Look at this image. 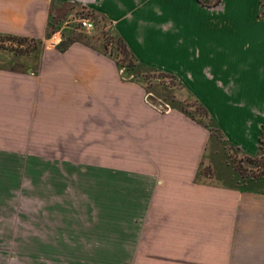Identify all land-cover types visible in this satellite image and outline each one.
I'll return each mask as SVG.
<instances>
[{
	"label": "crops",
	"instance_id": "1",
	"mask_svg": "<svg viewBox=\"0 0 264 264\" xmlns=\"http://www.w3.org/2000/svg\"><path fill=\"white\" fill-rule=\"evenodd\" d=\"M263 1L0 0V34L44 41L36 73L0 70V162L34 163L14 184L51 199L44 220L32 215L30 232L14 233L46 250L23 251L30 260L18 264H264V194L196 182L208 129L151 104L100 46L62 53L61 30L45 39L54 2L103 15L138 63L175 76L225 140L254 155L264 59L246 61L216 33L259 30L260 39Z\"/></svg>",
	"mask_w": 264,
	"mask_h": 264
},
{
	"label": "rangeland",
	"instance_id": "2",
	"mask_svg": "<svg viewBox=\"0 0 264 264\" xmlns=\"http://www.w3.org/2000/svg\"><path fill=\"white\" fill-rule=\"evenodd\" d=\"M215 1L216 0L205 1V4L212 6L211 4H214ZM245 4L247 5V10H250L248 4ZM81 19H90L92 20V22L97 24L93 17L89 16L88 13L81 11L72 12L70 16H65L64 20L62 21L63 23H66L64 24L66 27L75 29L77 34L82 36L84 40L91 42L92 45L94 44V47L100 46L103 53H105V55L109 56L116 62L117 66L122 72V75H124L128 71L127 65L129 64V61H131V63H134L135 65H138L136 64L132 56H124L119 38L113 33L110 24L107 25L106 30L99 29L102 25H100V27L96 25V28L93 32L87 33L79 28V21ZM263 19L264 1L262 2L258 14L253 17V20L260 21ZM258 31L259 30H247L248 33L237 34L236 32H233L231 30H224V32L216 33V38L225 42V44L229 43L230 45H232V53L238 49L239 52L246 57V61H248V59H264V35L260 39H258L259 35L256 34L258 33ZM67 36H69V33H67ZM100 39H102L101 42L98 41ZM34 47L35 44L32 41L19 42L16 40H9L7 38L0 37V70L15 73H26L28 72V70H30L36 73V69L40 60V56L44 49V45H42L41 50L33 49ZM260 67L261 76L264 77L263 62ZM134 70L136 73L143 69L136 68ZM145 77V74H140L137 78V81L141 85L149 89L151 92H153L154 95H157V93H161V95H164H159L161 99L157 100L159 104L165 106V103L161 101H165L169 104L175 102L177 106H182L189 114H192L200 121H209L204 116V112L201 110V107L198 106L200 102L195 97H193V99L190 92L179 81L176 82L171 78L156 77L145 79ZM247 80H249L251 84H254L256 82L253 76H248ZM169 91L175 92L176 98L174 101L170 97L168 93ZM153 98L156 99V96H154ZM202 106L206 109L204 105ZM207 112L211 117L210 112L208 110ZM216 139L217 140H215V143L213 145H210L209 151L204 156L203 165L201 166L203 171L201 182L215 186H255V180L249 181L248 179L240 177L234 169L232 161L243 160V152H238L228 143H220L219 137H217ZM21 164L22 166H20ZM32 166H34V163L30 162H0V187H4L0 188V208H2L1 210H3V219H5L0 222V254L4 255L0 256V264H18V262L21 261H29L30 259L28 258V260H26V258L23 259L22 257L17 256L26 250H46V242L40 243L37 241H33L30 237L26 241H18L16 239L17 236L14 235L15 232H30L29 226L32 215L35 216V218L38 220H44V218H46V208L44 209L43 207L47 206V202L51 200L45 193L26 192V189H37L35 187L31 188L32 183L30 182L25 183L23 186H17V184L15 186L14 180L16 181V177L14 174L22 172V169L24 168V176H30L31 173H29L28 171H31L30 169H34ZM251 166L252 165L244 164V172L247 174L257 175L260 171L264 170L262 168L260 170L256 168L252 169ZM25 167L28 168L27 174L25 173ZM25 180L27 181L29 179ZM40 188H45V184L40 185ZM33 203L34 206L32 205ZM36 206L41 207V209L39 207L38 209H31ZM4 207H6V209H4ZM14 208H18L19 211H22L23 217L18 216L19 214L17 215V213H14ZM18 221L22 222V226L19 225L20 223ZM2 222H4L5 224ZM22 227H24L25 230L22 229ZM14 238L16 240H14ZM74 260L75 262H77L79 259L76 258ZM92 260L94 261V259L87 258V261ZM99 260L100 259H97V261ZM102 264H115V259L103 258Z\"/></svg>",
	"mask_w": 264,
	"mask_h": 264
},
{
	"label": "trees",
	"instance_id": "3",
	"mask_svg": "<svg viewBox=\"0 0 264 264\" xmlns=\"http://www.w3.org/2000/svg\"><path fill=\"white\" fill-rule=\"evenodd\" d=\"M197 1L202 5H206L208 7H211L210 5L205 4V1H210V0H197ZM217 4H219V0H216L214 2V4H211V5L215 6ZM74 11H81V12L88 13L89 16L93 17V19L96 21V23L99 27H100V25H102L99 28L101 30H106L107 25L110 24L109 20L106 17H104L103 15H101L97 12L87 10L86 8H83V7L74 5V4H61L58 2H54L52 4L51 10H50V18H49L48 25H47L45 39H47V40L50 39L55 33L59 32L61 30L60 32L62 34V41L57 45L56 48L58 51H60L62 53L66 52L75 43H82L86 46L94 48L92 43L84 40V38L82 36L77 34L75 29H72L71 27L68 29H64L65 31L63 29H60L62 19L64 20L65 16L71 15V13ZM69 29H72V30L70 31ZM66 30H69V31H66ZM67 33H69V36H67ZM0 37L1 38H7L9 40H16L19 42L32 41L35 44V47L33 49H37V50L38 49L41 50L42 45H43V41L38 40V39H31V38H27V37H18V36H13V35H6V34H0ZM100 40H102V39H100ZM119 41L121 43L120 45H121V49H122L124 56L125 57H127L128 55L132 56L134 61L136 62V64H138V65H135L134 63H131V61H129L127 68H128V72L130 73V76L128 78H130L132 76L133 77L132 80L135 82H138L137 81L138 76L140 74L141 75L145 74L146 75L145 79L157 77V78H171V79H174L176 82L178 81V79L173 75H170V74L158 71L156 69H152V68L143 66L140 63H138V61L136 60L134 55L131 53V51L128 49L126 44L123 42V40L119 38ZM136 68H141L143 70L135 73L134 69H136ZM155 75H158V76H155ZM141 86L145 89V91L148 95V100L151 104H154V105L156 104L157 105V106L155 105L156 107L163 106L157 102V100H161L160 96H162L163 94L161 95V93L160 94L157 93V95H154V93L151 92L149 89H147L145 86H143V85H141ZM168 93H169L170 97L172 98V100L174 101L176 98L175 92L169 91ZM153 95L156 96V99L153 98L154 97ZM191 96H192V94H191ZM192 98H193V96H192ZM166 99H168V98H166ZM161 102H164L165 105H167L169 108L176 109V110L182 112L186 116H188L191 119H193L194 121H196L198 124L202 125L206 129H208V131L210 132V141H209L208 147L206 149V153L209 151L210 145H213L215 143V140H217L216 139L217 137L220 138V140H219L220 143L221 142L222 143L225 142L226 144L228 143L230 146H232L238 152H243L242 150L233 146L232 144H230L228 141L225 140V138H224L221 130L217 126L216 122L214 121V119L212 117L209 116L207 110L202 105L199 104L198 106L201 107V110L204 112V116L209 120L207 122L206 121H200L199 119L194 117L192 114H189L185 110V108H183L182 106H177V104H175V102H172V104H169L165 101H161ZM243 154H244L243 160H241V161H234L233 160L232 161L234 169L236 170V172L238 173V175L240 177H242L244 179H248L249 181L255 180L256 185L253 187H244L241 185H238V186L235 185V186H230V187H235V188H238L241 190H250V191H254V192L264 194V170L260 171L259 174L254 175V174L245 173L244 167H243L244 164H248V165H252L251 166L252 169H255V168L258 170H260L261 168L264 169V126L262 127L261 135L259 138L258 152L254 155L247 154L245 152H243ZM202 165H203V162H202ZM202 172L203 171H202V167H201L200 171L196 177V182H198V183H202L201 182ZM246 172H247V170H246ZM237 179H238V177H237ZM204 184H206V183H204Z\"/></svg>",
	"mask_w": 264,
	"mask_h": 264
},
{
	"label": "built area",
	"instance_id": "4",
	"mask_svg": "<svg viewBox=\"0 0 264 264\" xmlns=\"http://www.w3.org/2000/svg\"><path fill=\"white\" fill-rule=\"evenodd\" d=\"M79 28L87 33H91L95 30V25L90 19H81L79 21ZM168 108V106L166 105Z\"/></svg>",
	"mask_w": 264,
	"mask_h": 264
},
{
	"label": "water",
	"instance_id": "5",
	"mask_svg": "<svg viewBox=\"0 0 264 264\" xmlns=\"http://www.w3.org/2000/svg\"><path fill=\"white\" fill-rule=\"evenodd\" d=\"M125 76H126V77H129V76H130V73L127 71V72L125 73Z\"/></svg>",
	"mask_w": 264,
	"mask_h": 264
}]
</instances>
